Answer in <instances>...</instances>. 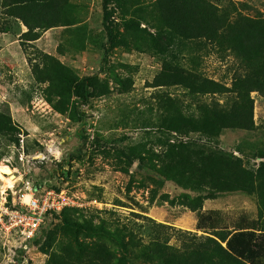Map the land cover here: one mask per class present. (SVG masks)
<instances>
[{
  "label": "rangeland",
  "instance_id": "obj_1",
  "mask_svg": "<svg viewBox=\"0 0 264 264\" xmlns=\"http://www.w3.org/2000/svg\"><path fill=\"white\" fill-rule=\"evenodd\" d=\"M2 2L0 112L11 117L15 135L0 134V216L5 205L13 204L16 192L30 182L38 196L65 189L84 203L80 210L68 213L75 220H90L93 225L104 221L112 230L127 224L145 243L161 238L185 249L206 243L208 237L222 242L221 238H231L235 231H264V184L252 193L203 196L202 208L194 210L182 204L187 199L185 192L170 183L157 186L137 170L138 162L130 170L133 181L121 170L126 164L118 159L121 152L162 148L156 118L161 112V96H180L193 103L181 87L156 85L165 59L176 52V41L163 23L165 12L160 4L156 7L160 0H72L78 12L73 25L40 29L29 36H24L28 28L22 21L6 14ZM212 2L221 7L234 3L251 18L264 17V0ZM106 24L119 30V38L128 33L144 43L140 47L111 46ZM33 36L35 40H28ZM42 53L58 59L80 80L97 78L103 91L77 109H73L75 97L66 96L70 110L59 112L45 94L48 84L39 83L33 72V63L40 61ZM185 64L192 72L228 86L241 70L233 53L209 48L191 53ZM251 97L256 129L226 130L217 139L200 132L170 138L238 156L254 169L264 168V94L253 91ZM195 98L221 104L233 100L230 94ZM152 189L156 190L155 200ZM164 194H169L167 201L161 199ZM59 215H49L36 240L27 242L0 222V264H99L107 257L105 251L114 248L109 238L89 237L65 227ZM222 261L250 264L233 258Z\"/></svg>",
  "mask_w": 264,
  "mask_h": 264
},
{
  "label": "trees",
  "instance_id": "obj_2",
  "mask_svg": "<svg viewBox=\"0 0 264 264\" xmlns=\"http://www.w3.org/2000/svg\"><path fill=\"white\" fill-rule=\"evenodd\" d=\"M158 4L165 12L163 23L167 25L172 40L176 41V52L165 59L156 76V85L181 87L193 103L185 102L180 96H161V112L156 118L162 132V148L146 152L131 148L130 153L121 152L118 159L126 161L121 170L133 181L134 175L130 170L138 162L137 170L157 186L165 187L170 183L185 192L189 201L186 199L182 204L194 210L202 208L203 196L221 192L252 193L255 187L264 184V168L245 166L238 156L193 147L170 136L177 134L184 138L200 132L217 139L226 130L256 129L251 93L264 94V17L251 18L239 11L234 3L221 7L212 0H160L156 7ZM2 6L8 16L22 21L28 28L24 36L35 34L40 29L73 25L78 16L77 6L72 0H3ZM132 24L135 23L131 21L129 26L133 27ZM106 29L111 46L123 43L126 47H140L144 43L139 36L134 35L133 38L128 33L119 38V30H113L110 24H106ZM35 39L33 36L28 40ZM208 48L221 54L231 52L240 60L241 70L232 78L231 86L192 72L186 66L188 55ZM191 50L193 52L190 53ZM33 72L39 83L48 84L45 88L47 99L63 114L70 110L67 109L66 96L75 97L73 109H77L76 106L88 103L91 97L103 91L97 78L86 76L80 80L70 68L46 53H42L40 61L33 63ZM216 94H230L233 100L230 104L194 100L195 97ZM0 134L15 135V124L3 112H0ZM149 158L151 162L146 161ZM151 192L155 200L156 190ZM168 195L164 194L162 201H167ZM78 210L65 208L60 213L49 212L47 217L60 214L65 227L84 232L89 237L109 238L114 248L105 251L107 257L99 264H224L223 258L264 264V231H235L231 238H221L226 246L216 238L208 237L202 245L180 249L161 238L145 243L127 224L115 225L112 230L107 222L93 225L90 220H75L68 214ZM101 245V248H107L105 244Z\"/></svg>",
  "mask_w": 264,
  "mask_h": 264
},
{
  "label": "built area",
  "instance_id": "obj_3",
  "mask_svg": "<svg viewBox=\"0 0 264 264\" xmlns=\"http://www.w3.org/2000/svg\"><path fill=\"white\" fill-rule=\"evenodd\" d=\"M84 203L70 196L65 189L48 190L42 196L27 182L17 192L12 205H5L0 222L16 232L26 242L32 241L42 229L49 212L60 213L65 208L83 207Z\"/></svg>",
  "mask_w": 264,
  "mask_h": 264
},
{
  "label": "bare ground",
  "instance_id": "obj_4",
  "mask_svg": "<svg viewBox=\"0 0 264 264\" xmlns=\"http://www.w3.org/2000/svg\"><path fill=\"white\" fill-rule=\"evenodd\" d=\"M8 174H11V171H7Z\"/></svg>",
  "mask_w": 264,
  "mask_h": 264
},
{
  "label": "snow or ice",
  "instance_id": "obj_5",
  "mask_svg": "<svg viewBox=\"0 0 264 264\" xmlns=\"http://www.w3.org/2000/svg\"><path fill=\"white\" fill-rule=\"evenodd\" d=\"M5 172L9 171L8 169H4Z\"/></svg>",
  "mask_w": 264,
  "mask_h": 264
}]
</instances>
